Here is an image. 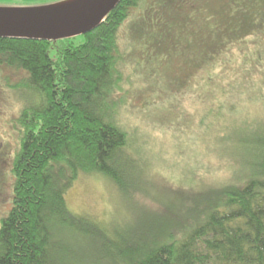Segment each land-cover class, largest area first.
<instances>
[{
    "label": "trees",
    "instance_id": "16d2710c",
    "mask_svg": "<svg viewBox=\"0 0 264 264\" xmlns=\"http://www.w3.org/2000/svg\"><path fill=\"white\" fill-rule=\"evenodd\" d=\"M134 8L125 40L134 49L151 46L152 34L154 42L161 32L174 37V26L192 30L185 47L202 56L201 80L193 89L192 75L174 85L199 91L191 140L220 164L230 158L224 166L234 173L212 188L195 220L146 210L112 230L97 215L70 211L66 194L81 174H101L126 196L152 185L140 154L145 140L125 116L136 88L126 86L121 31ZM84 36L81 44L0 38V67L18 72L5 84L32 98L14 119L19 143L0 264H63L57 256L69 250L54 238L66 230L98 264H264V0H121Z\"/></svg>",
    "mask_w": 264,
    "mask_h": 264
},
{
    "label": "rangeland",
    "instance_id": "374dc122",
    "mask_svg": "<svg viewBox=\"0 0 264 264\" xmlns=\"http://www.w3.org/2000/svg\"><path fill=\"white\" fill-rule=\"evenodd\" d=\"M62 1L65 0H0V7H40ZM138 11L139 8L133 9L129 22L121 31V45L128 54V66L123 73L131 79L126 86L131 90L136 88L130 92L133 106L130 103L125 116L127 122L138 125V134L142 137L138 140H145L142 148L140 147V154L146 153L144 168L148 171V179L153 180L152 185L149 186V191H134L126 196L120 194L118 188L101 174H81L66 194L70 211L97 215L104 223L110 224L112 230L123 225L119 222H126L132 219V215L146 210L169 213L178 218L180 223L195 220L206 205L212 202V188L220 189L234 173L224 166L230 162V158L222 165L214 156L203 154L202 144L197 145L191 140L199 111L202 112L201 104L193 105V99L200 93L191 90L201 80L199 68L202 56L196 49L187 52L185 47V43L191 38H186L184 34L192 30L189 29L188 32L179 26L171 27L175 34L173 37L169 32L170 25H163L159 30L169 33L162 35L161 32L155 41L157 45L154 44L156 36L152 34L151 46L134 49L135 42L131 40L126 43L125 40L129 25L136 21ZM192 26L195 25L190 27ZM71 40L74 44H81L85 41V36L77 35ZM173 42H180L181 45ZM50 55L53 59L57 58L55 49L50 50ZM15 72L12 68L0 67V226L2 218L11 208L10 195L14 181L11 169L19 143L18 127L14 119L32 101L25 91L16 95L5 84L7 77L17 78ZM182 77L190 79L188 87L191 88L192 85L191 89L174 85ZM260 97H264L263 94ZM259 102L260 99L254 105L261 106ZM131 130L135 128L132 127ZM136 132L137 130L134 134ZM54 240L61 252L69 250L67 254H58L57 259L61 263L98 264L94 256L89 257L88 244L83 242L84 239L80 240L77 234L67 230L57 232Z\"/></svg>",
    "mask_w": 264,
    "mask_h": 264
},
{
    "label": "water",
    "instance_id": "95a60500",
    "mask_svg": "<svg viewBox=\"0 0 264 264\" xmlns=\"http://www.w3.org/2000/svg\"><path fill=\"white\" fill-rule=\"evenodd\" d=\"M121 0H65L48 6L0 7V38L59 40L101 25Z\"/></svg>",
    "mask_w": 264,
    "mask_h": 264
}]
</instances>
